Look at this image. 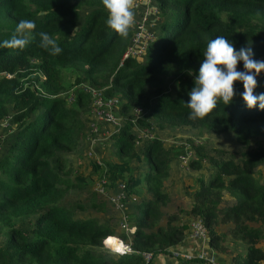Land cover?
Masks as SVG:
<instances>
[{
    "label": "trees",
    "instance_id": "trees-1",
    "mask_svg": "<svg viewBox=\"0 0 264 264\" xmlns=\"http://www.w3.org/2000/svg\"><path fill=\"white\" fill-rule=\"evenodd\" d=\"M156 2L159 31L136 57L126 55L135 31L122 38L110 29L102 0H0V43L20 20L36 23L23 50L0 47V122L14 130L0 152V264H157L159 255L173 257L197 219L207 230L209 248L230 264H264V144L251 143L264 139V110L247 107L242 82L234 83L230 104L221 102L203 120L190 119L186 104L215 37L225 36L237 51L251 47L255 60L264 59V0ZM41 32L57 41L61 54L40 46ZM242 66L240 61L238 70ZM256 78L259 95L264 72ZM82 84L117 98V113L125 119L114 136V159L105 166L90 160L88 175L74 171L67 157L87 137L90 97ZM72 87L69 101L64 93ZM137 108L144 112L135 119ZM135 127L232 132L241 148L211 155L191 139L166 147L156 135L141 140ZM188 153V168L200 170L207 162L209 171L197 179L189 207L166 213L171 162ZM132 162L147 164L142 177ZM93 173H105L111 187L122 183L129 197L145 184L149 197L136 206L130 253L104 248L111 236L127 241L116 233L117 221L78 216L65 204L69 191L88 190L90 209L108 211V201L87 189Z\"/></svg>",
    "mask_w": 264,
    "mask_h": 264
},
{
    "label": "clouds",
    "instance_id": "clouds-1",
    "mask_svg": "<svg viewBox=\"0 0 264 264\" xmlns=\"http://www.w3.org/2000/svg\"><path fill=\"white\" fill-rule=\"evenodd\" d=\"M107 10L106 25L120 37L126 38L136 24V0H102ZM36 28L31 19H22L17 24L10 39L0 43V47L23 50L29 44V37ZM40 46L49 50L51 55H59L63 49L48 33H40ZM199 74L194 79V87L189 92V118L203 120L208 117L222 102H232L235 90L234 83L242 82V98L249 109L258 105L264 110V93L254 95L258 86L257 76L264 72V61L255 60L251 47L237 51L231 40L220 35L210 40L203 53ZM242 61L244 71L238 70Z\"/></svg>",
    "mask_w": 264,
    "mask_h": 264
},
{
    "label": "rangeland",
    "instance_id": "rangeland-1",
    "mask_svg": "<svg viewBox=\"0 0 264 264\" xmlns=\"http://www.w3.org/2000/svg\"><path fill=\"white\" fill-rule=\"evenodd\" d=\"M157 5V2L153 1L152 4L149 5V7L151 8L152 6ZM136 11V24L135 27L133 28V30L136 33V30L138 29V27H140V23L143 22V18L141 15H143V11L141 10H137ZM84 14L85 13H81V21L82 18H84ZM149 18H144V24L145 26H147V29H151L155 34L158 33L159 31V22L160 20H162V18L160 17L159 19H157L158 21H156V19L153 17V12H151L149 15ZM154 36L150 39H154ZM149 40V41H150ZM132 41V40H131ZM148 41V42H149ZM147 42V43H148ZM146 43V44H147ZM132 44V43H131ZM130 44V46H131ZM139 57V56H136ZM259 61H264V59H258ZM239 71H244V67L242 66ZM260 75V74H259ZM258 75V76H259ZM257 76V77H258ZM169 86H173V83H170ZM74 87L70 88L68 91H66L64 93L65 97H68V95L73 91ZM125 121V119H124ZM123 121V123H124ZM84 122L86 124V129H87V134H89V128L88 125L90 124L91 120H90V110L85 114L84 116ZM106 128H108V130L106 131ZM14 130L12 129V127L9 125L8 122L3 121L0 122V152H3L5 149V141L9 140L11 135L13 134ZM134 132L135 134H137L139 137L143 136V134H148V135H156L159 136L166 147L170 146L171 144H179L183 141H185L186 139H191L196 141L197 143H204V145L206 146L205 149L208 153H210L211 155H215L216 152L215 150H224L228 153L230 152H237L240 150L241 146L240 144L236 141L235 138V134H233L232 132H224L221 134H213L210 131H208L207 129H194V128H189V127H177V128H173V129H165V130H161V129H152V130H144L143 128L140 127H135L134 128ZM116 133L113 132V127L107 124H101L100 125V130L99 133L97 135V137L99 138L98 142H95L94 144H92L91 147H98L99 151H100V158H102V156H104V164L106 162V160L108 159H114L113 156V152H114V146H113V140H114V136ZM103 138V140H102ZM261 142V144H264V139L260 138L259 140H254L252 139L251 143L252 145ZM83 149L82 147H79L77 149V151L75 152H71L69 154H67V157L69 159V161L71 162V165L73 167V170L76 171L78 174H83V175H88L90 174V170L87 166H89V162L90 160H97V155L95 154V152L93 151L91 156L89 157L87 155V151L86 149H84V145ZM134 167V163H132ZM208 163L204 162L203 163V167L199 170L201 173V176L203 175L204 177L206 176V173L209 171L208 169ZM136 173L138 172V168L133 170ZM191 172V171H189ZM199 173V174H200ZM181 174L184 175L182 180L181 178H179L181 185L177 188V190H174L173 194L176 195L180 198H176V201H178V204H181V207H183L186 203H187V199H186V195L187 197H190V191H191V186L189 184H185V182H188L190 180L188 175V171H181ZM96 175L93 173V175L90 177L89 180V186L87 187V189L92 186V183L94 181V177ZM101 176L97 175L96 176V180L99 179ZM184 183V185H183ZM171 187V186H169ZM93 191V190H92ZM179 194V195H178ZM90 197V193L88 190L86 191H82V190H71L69 191L66 196H65V204L67 206H70L74 212L75 215L78 216H98L100 217L102 220H110L111 222H116L117 221V234L119 232H121L119 224H120V216L118 214V212L109 204L108 205V211H104V212H95L94 209H90L89 205V201H87ZM183 197V198H182ZM105 199V198H104ZM82 205L84 207V210H81L79 208L76 207V205ZM183 205V206H182ZM180 206V205H177ZM117 236V235H116ZM104 248L107 249L108 251H110L108 248L105 247ZM112 252V251H111ZM114 253V252H113Z\"/></svg>",
    "mask_w": 264,
    "mask_h": 264
},
{
    "label": "built area",
    "instance_id": "built-area-1",
    "mask_svg": "<svg viewBox=\"0 0 264 264\" xmlns=\"http://www.w3.org/2000/svg\"><path fill=\"white\" fill-rule=\"evenodd\" d=\"M156 0H136V9L143 11L142 18H149L148 16L151 12H153V17L158 21L157 19L160 18L159 16V9L157 5L149 7L152 2ZM144 5V6H142ZM144 18L143 22L140 23V27L136 30V33L132 39V44L129 47L126 55H132V56H141L144 50L146 49V43L154 36V33L151 29H147L148 27L143 25L144 24ZM80 88L89 95L90 97V124L88 125L89 128V134H87V137L91 144H94L95 142H98L99 138L97 137L100 125L101 124H107L113 127V132L118 133L119 129L123 125V118L118 115L117 109L119 108V100L114 97H107L104 95V92L102 89H96L94 87H90L88 85L82 84ZM73 98L72 92L68 95V100L71 101ZM142 108H137L133 111V114L135 115V119L141 118L143 113ZM147 136H150L146 134ZM103 140V138H102ZM139 145V143H138ZM92 150L89 149L87 152V155L90 157L92 154ZM190 153L179 156V163L181 166L187 168L188 167V161L190 158ZM94 161L100 163L101 165L105 166L103 162L100 160ZM107 170V169H106ZM105 170V171H106ZM101 177L97 179L94 192L105 198L108 203L118 212L120 216V230L126 235L127 241H123L118 236H114L116 240L120 243V248L124 251V253H130V239L133 232V227L129 225V221L127 218V215L125 213V191L124 186L122 183L117 184L114 187H111V183L109 179L106 177L105 173L100 175ZM189 235L193 238H197L202 240L203 242H207V230L205 226L203 225L202 221L200 219L193 220L189 224ZM112 237V236H111ZM108 237L104 241V245L106 248H108L110 251L114 252V249L112 246L108 245L109 238ZM173 257L175 260L182 259L184 261H193L196 258L203 260L204 255L202 253L197 255L192 254H180L178 252L173 253ZM145 260L148 261L150 259L149 254H145L144 256Z\"/></svg>",
    "mask_w": 264,
    "mask_h": 264
},
{
    "label": "crops",
    "instance_id": "crops-1",
    "mask_svg": "<svg viewBox=\"0 0 264 264\" xmlns=\"http://www.w3.org/2000/svg\"><path fill=\"white\" fill-rule=\"evenodd\" d=\"M144 6V5H142ZM108 130V128H106V131ZM141 140L142 139H147L149 138V136H147L146 134L143 136H140ZM84 145V149H86V151L88 152L89 149H91L92 151L95 152V154L97 155V160H100L101 162H103V158L104 156H102V158H100V151L98 149V147H91L92 144L90 143L89 139L86 138L85 140L81 141L78 148L82 147ZM140 146V144L138 145ZM77 148V149H78ZM77 151V150H76ZM104 163V162H103ZM134 163V162H132ZM131 163V166H133V164ZM135 165V163H134ZM138 166V172L136 173L137 175H139L140 177H142V171L146 170L148 168L146 163H141L136 165ZM134 166V167H136ZM90 169V166H87ZM181 171H188V175L190 180L188 182H185V184H189L191 186V191L194 190L196 188V183H197V179H199L201 177V173L199 170H192L190 168H185L183 166H181V164L178 162L177 159H173V161L171 162V174L169 176V178L165 181L164 186L166 188V190L168 191L169 195H170V202L167 204V206L164 208V211L166 213L172 212L178 204V201H176V198H180L178 197L177 194L174 195L173 191L177 190V188L181 185V182L179 180V178H183L184 175L181 174ZM191 171V172H189ZM200 173V174H199ZM135 174V175H136ZM179 177V178H178ZM96 177H94V181L92 183V186L89 187V189L92 191H94L95 185H96ZM184 185V183H183ZM171 186V187H169ZM190 191V192H191ZM179 195V194H178ZM186 195V199L188 200L187 203L183 206L184 208H187L190 206L192 200L191 197H187ZM149 195L148 193L145 191V184L142 183L138 188H137V194L132 195V196H126L125 197V213L127 215L128 221H129V225L131 227H133L132 225H134V217L136 215V206L143 201V199L148 198ZM183 198V197H182ZM225 199L227 201H232V198L229 197L227 194H225ZM97 212V211H95ZM92 217H96V218H100L98 216H92ZM102 220V219H101ZM105 220V219H103ZM178 252L180 254H192V255H197L202 253L204 255V259L200 260L198 258L195 259L194 262H192V264H230V259L222 256L221 254L215 253L213 252L212 249L209 248L208 246V242H203L200 239L197 238H193L189 235V229L187 230V234L185 235V238L183 239V241L180 243L179 247H177L174 252ZM175 263L176 260L174 259V257L170 256V255H159L158 259H157V264H167V263Z\"/></svg>",
    "mask_w": 264,
    "mask_h": 264
},
{
    "label": "bare ground",
    "instance_id": "bare-ground-1",
    "mask_svg": "<svg viewBox=\"0 0 264 264\" xmlns=\"http://www.w3.org/2000/svg\"><path fill=\"white\" fill-rule=\"evenodd\" d=\"M108 245L112 246V248L115 249H119L120 248V243L118 240H116L114 238V236H112L111 238H109V242Z\"/></svg>",
    "mask_w": 264,
    "mask_h": 264
},
{
    "label": "water",
    "instance_id": "water-1",
    "mask_svg": "<svg viewBox=\"0 0 264 264\" xmlns=\"http://www.w3.org/2000/svg\"><path fill=\"white\" fill-rule=\"evenodd\" d=\"M114 253H116L117 255L125 254L124 251H123L121 248H119V249H115V250H114Z\"/></svg>",
    "mask_w": 264,
    "mask_h": 264
}]
</instances>
